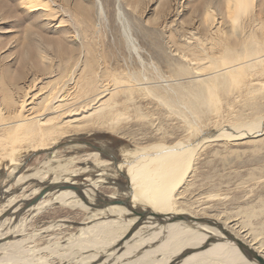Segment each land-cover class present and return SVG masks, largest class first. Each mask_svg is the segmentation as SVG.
Wrapping results in <instances>:
<instances>
[{
  "label": "rangeland",
  "instance_id": "374dc122",
  "mask_svg": "<svg viewBox=\"0 0 264 264\" xmlns=\"http://www.w3.org/2000/svg\"><path fill=\"white\" fill-rule=\"evenodd\" d=\"M229 6L228 0H0V125L5 123L0 128V194L11 185L17 188L19 175L26 177L22 185L31 183L32 188L37 184L34 176L44 174L45 170L50 175L66 170L79 173L72 178L77 187L72 186L70 190L73 189L82 201L84 196L79 195H83L80 192L82 185L86 184L91 189L92 204L83 201L88 207L84 208L56 202L28 219L15 230H19L15 240L21 242L16 249L8 251L0 246V264L28 263L33 257V260L44 258L49 263H58L67 252L73 253V257L87 255L90 252L82 249L84 244H98L100 241L109 246L112 236L123 230L122 225L126 226L128 220L137 216L155 217L157 214L145 211L140 206L142 204H134L130 196L135 185L127 160L132 157L133 150L150 151L154 144L172 146L177 142L188 143L191 148L200 135L234 124L237 120L253 122L254 125L264 122V62L249 68L248 75L233 81L229 92H221L214 105L203 106L198 113H192L181 100L170 108L149 93L145 95L137 91L132 96L120 93L111 101V108L119 115L123 113L129 117L124 118L121 114L123 120L115 129L95 124L97 113L93 115V108L96 102L90 101L97 91L83 94L75 87L78 77L90 73L87 72L90 65L95 70L93 75L97 84L113 83L114 77L127 78L135 82L131 84L135 90L147 85L145 88H159L171 95L177 93L178 84L188 86L194 81L209 79V70H203L200 78L196 77L195 67H208L214 58L219 60L221 50L213 49V42L223 45L234 35V13ZM208 8L212 10V18L206 15ZM253 13L258 22L264 23V0H255ZM243 17L247 20L249 14ZM251 29L247 27L244 35L255 34ZM180 46H184L188 58L180 55ZM182 67L190 72L180 76ZM65 81L70 86L68 92L73 99L69 105L72 107H62L64 113L60 114L47 109L46 101L41 100L56 82L61 85ZM139 83L146 84L140 86ZM109 94L106 92L105 99ZM27 97L34 105L30 103L21 114H44L42 121L53 118L54 122L48 123L54 125L73 119L69 122L72 132L58 139L59 146H41L40 150L32 151V143L15 142L9 132H5L10 130L6 124L21 118L20 107ZM68 112L71 117L67 116ZM190 123L195 124L194 129ZM240 133L243 132H230L225 134L227 137L207 138L202 144L195 143L198 152L183 181L173 191L171 211L182 213L177 216L182 219L185 216V229L195 232L202 225L216 227L222 223L229 232L264 255V130H260L259 135L257 132ZM42 140L45 144L53 142L49 138ZM13 171L15 173L11 176ZM140 185L136 186L138 190ZM17 194L24 196L25 192ZM1 197L0 202L3 201ZM110 200H122L119 206L127 210V214L122 218L110 214L107 207L111 205H105ZM93 213L101 217L97 222L101 220L107 224L95 229L98 236L95 234L91 240H85L83 227L92 226L93 221L84 223L90 222ZM7 214L0 217V221ZM188 217L193 219L187 221ZM9 221L0 226V234L7 235L0 237V244L12 238ZM217 230L221 235L208 238L206 242L229 244L230 238ZM192 237L185 236L187 239ZM198 249L202 253L204 247ZM229 249L232 250V246ZM232 252L235 257L239 255L236 250ZM17 253L20 255H15ZM136 255L124 257L119 263L140 254ZM202 258L204 256L199 259L204 262L205 258Z\"/></svg>",
  "mask_w": 264,
  "mask_h": 264
},
{
  "label": "bare ground",
  "instance_id": "6f19581e",
  "mask_svg": "<svg viewBox=\"0 0 264 264\" xmlns=\"http://www.w3.org/2000/svg\"><path fill=\"white\" fill-rule=\"evenodd\" d=\"M228 2L230 4L229 7L231 10V13L232 14L234 13V15L231 14L232 19L235 23L234 30H233L235 32V33L233 32L234 35L230 37V40L228 41V43L223 44V45L219 44L216 41L213 42L214 40L213 41L211 40L213 42L212 48L221 50L220 51L221 53H219L221 54L220 59L218 60L217 58L216 59L214 58L213 60L209 62L210 66L208 67H205L204 65L202 66L199 65V67L198 66L195 67L196 69L194 68L196 70L195 73L198 74V75H195L196 77L201 76L202 74L200 73L203 70H209V74L211 75V77L207 80H203L200 82L194 81L192 84H189L188 86L183 85V84H178L176 87L177 93L174 95H171V94L163 92L159 88H145L147 85L145 87L141 86V85H145L146 83L145 84L139 83V85L141 86L139 88H142V89L135 90L134 87L131 85L135 82L132 83L127 78L122 79L119 77L118 78L114 77L113 83L103 82V83L97 84L96 79L94 78V75H93L95 70L92 69L93 65H90L91 68L87 70V72H90V73H87V75L85 76L78 77L75 83V87H77L80 90V92L83 94H88L90 92L97 91L94 94L93 101H90L92 103L96 102L95 105L93 104L95 106L93 108L94 111L92 110L93 115L97 113L96 118H95L97 122L95 121V124L96 125L100 124V126L106 125L112 129L117 128L119 126V123H121V121L123 120V119L121 120L122 117L120 118V116L121 114L122 116L124 114L121 113L120 111H119L121 113L120 115L116 113L114 109L111 108V101H113L120 93H127L128 95L132 96V94H134V92L136 93L137 91H140L139 93L144 92L145 95L149 93L151 94V96L153 95L157 97L164 105L170 108L174 107L178 100H181L188 108H190L193 111L192 113L194 112L198 113V111L200 112L203 106L210 107L214 105L221 92L223 93L229 92L230 89L232 88L233 81L237 80L240 77H244V75L245 76L248 75L249 68L262 65L264 62V32L262 31L264 30V23L258 22V20L255 18V14L253 13V9H255V0H228ZM39 7H42V6L39 5ZM210 11L212 10L208 8L206 10V13H207L206 15L212 18V14ZM246 13L249 14V17L247 20L244 19L243 17V15H245ZM212 20H213L212 21V26H213L215 23H214V19ZM247 27H252L253 32L255 34L251 36L249 34L244 35ZM260 31H262V35L259 34ZM178 48L180 51V55H182L184 59L188 58L187 57L188 54L184 50V46H180ZM192 55L194 54L192 53ZM189 72L190 71L188 69H186L185 67H182L179 71V75L183 76L185 74H188ZM62 80H64V78ZM54 86L55 87L52 90H50L49 92L47 91L48 93L43 98L41 97L42 98L41 101L43 100L46 101L45 106H47L46 107L47 109L53 110L61 114V112L64 111L62 110V107L64 106H67L69 108L72 107V105H69V104H70V99H73V98H71V96L69 95L68 90L70 86L67 81L62 82L61 85L58 82H56ZM110 86H112V88H110ZM108 91L110 92V94L108 95L109 97L105 99L106 98L105 94ZM30 93H31V90H30ZM22 95H19V96H22ZM28 95H31V94H28ZM30 97L25 98L22 101V105L19 103L21 105L20 107L21 111L19 113V115H21L20 116L21 118L18 120H16L15 118L16 121H12L6 124L7 127L8 126L10 127V130L7 131L6 129L5 132H9L8 134H10V136L13 138L15 142L24 141V142L32 143V146H31L32 151L40 150L42 148L41 146L46 147V146L55 145L51 148H55L56 145L59 146L60 143L57 144L58 139L61 138L63 135H66L72 132L69 126H71L70 123L72 122L73 119L68 120L70 123L64 121L63 123H60L59 125L58 124L54 125V124H49L50 122H54L52 121L53 118L48 117L49 119L47 121L45 122L42 121V117L44 116V114L32 115V116L21 114L22 111L25 110V108L26 109L28 108L27 106L30 103L33 104L31 102L32 99ZM36 104H38V102ZM71 109H70V112H71ZM3 112H5V110ZM16 112H19V111H16ZM67 114H68L67 115L68 117H71V115H69V112ZM7 116L5 117L7 118ZM125 116L123 117L124 118L129 117V116L127 117ZM238 121L239 120H237V122L234 124L226 125L221 129L210 131L206 135L205 134L200 135L202 137L199 136L200 138L198 137V140L195 141V143L199 145V144L204 143L206 141L205 139L207 138H213L214 140H216V139H220L223 137H227L225 136V134H228L230 132L231 133L243 132L240 134L257 132L256 135H259L258 132L260 130H264V125H263L264 122L262 121H260L256 125H254L253 122H241V121L238 122ZM74 123L75 122H73L72 125ZM3 124L0 125V128L3 126ZM190 125L194 129L195 124L190 123ZM77 126L78 124H76V127ZM259 127H262V128H259ZM189 130H192V129L189 128ZM198 133L199 132H197V134ZM42 138L44 139L49 138L50 140H53V142L51 144H45ZM195 143L191 148L188 147V143L177 142L172 146L154 144V146L150 148L152 150L149 149L150 151L142 150L140 148L136 149L135 151L133 150L132 157L128 158L127 160V162H129V166L132 169L131 171L133 172L132 173L133 177L132 176L131 177L135 185V190L133 191L132 195H130L131 198L133 199V203L139 204V205L142 204L140 206H142L145 211L147 210L153 215L154 214H157V215L161 214V215L160 216L156 215L155 217H152V218L151 216H147V217L137 216L135 218H132L131 220H128L129 223L126 224V226L122 225V227H125L123 230H120V231L115 230L116 233L115 232L114 233L116 234V236L114 237L112 236L111 243L109 246H105L100 241L98 242V244L89 242V243L84 244L82 249H85V252H90V254L88 253L87 255L78 254V256L73 257L72 255L73 253L70 254L67 252V253H64L62 256L60 255L61 260L58 263L56 262L55 263L56 264H207L206 263L207 261L208 264H220L221 262L225 264H258L255 260L248 257L233 242H230L227 245L226 244L224 245L217 241H211L207 243L206 240L208 238H212L213 236H217L219 234L221 235V233L218 232L216 227H205L202 225L200 227V230L196 232L193 231L192 229L191 230H189L188 228L185 229L184 227L185 226V222H184L185 216L182 219L179 216H177L178 214H182V213H175L171 211L173 207L172 206V197H173L172 195L174 193L173 191L181 183V181H183L187 171L189 170L191 166V162L193 161V158L196 156L198 152V149L194 148ZM58 149L59 148H57L54 151H57ZM87 165L86 167L83 166V168L84 167L87 168ZM14 173L15 171H13V174H11V176H13ZM78 175L79 173L77 172L68 173L66 170L58 174L54 173L50 175V173H48V171L45 170L44 174H38L34 176L33 179L34 181H36L37 184L32 188H30L31 183L22 185L26 177H24L23 175H19L18 176L19 178H17L18 179L17 181H18V185L19 184L20 185L17 188L11 185L7 187L6 189H3L0 194L2 195L1 198L4 201V202L3 201L0 202L1 203L0 204V217H2L3 215H6L7 213L8 214L6 217H3L4 218L3 221L2 220L0 221V226L3 225L5 221L10 220L9 222L12 226L10 229L12 232V235L10 236L12 238L4 243H1L0 246L2 248L8 249L9 251L10 248L13 249L18 244H21L20 241L15 240V237L17 236V232L19 231L18 230L16 232L15 230L19 228L20 226H22L23 223H26L28 219L30 218L32 219L36 214H39L41 211L45 210L50 205L56 202L63 203V204H70V205H79L84 208H88L87 204H90L91 206L92 205L90 203L91 202V198H90L91 189L87 187L86 184L82 185V189H81L82 191L80 192V194L82 193L83 195H79V196H84V200L82 199V201L80 198H78L77 193H75L73 189L70 190L71 189L70 187L76 186L75 181L72 180V178L74 179L73 176L77 177ZM92 182L93 181H91L90 183ZM138 184H141L140 185L141 188L139 190L136 187ZM62 187H69V188L62 190L63 189ZM16 192L17 193L25 192V194L24 196H20ZM40 194H42V196L40 199L37 200V197ZM83 201H85L87 204ZM110 201H122V200H110ZM119 205H122V204L111 205V207L110 206L109 208L107 207V210L110 214L119 215V217L122 218L127 214V210H125L122 206H119ZM97 214L93 213L89 219L90 222L84 223L86 225V224H90L93 221L92 226L86 225L85 227H83V233H84L83 237L85 240L86 238L91 240L92 237H95L94 236L96 234L95 229L96 228L101 229L103 225L106 223L101 220L97 222L96 220L101 218L97 216ZM8 215H13V216L8 217ZM191 219L193 218L188 217L187 221ZM106 221L109 222L108 220ZM16 222L18 223L17 225H16ZM186 224L194 225L190 222H186ZM5 235L6 234H3V235L0 234V237L2 236L5 237ZM81 235L82 234H80V236ZM189 235H193V237L191 239L185 238V236H189ZM80 236H77V237H80ZM84 239L81 238L80 243L83 244ZM106 240H109V239H106ZM155 242L157 244L153 245V243ZM245 243L253 247L250 243H247V242ZM202 246L204 247L202 251L203 254L201 253V249H198ZM230 246H232L233 248L232 250H236V252L239 253L237 257H235L232 250L229 249ZM189 248L191 250L187 251ZM254 249L259 252V250H257L256 248ZM259 253L264 257V255L261 252ZM115 254H118V256L114 257ZM136 254H140V255L132 260L119 263V261L122 258L124 257L129 258V257L137 256ZM15 255L19 256L20 254L17 253ZM26 256L24 257L25 259H26ZM202 256H204L205 258V259L202 258L204 259L205 263L201 262L202 260L199 259ZM33 259L35 258L33 257ZM33 259L29 258L28 263L32 261V263H29V264H55V263L47 262L46 260H44V258H42V260H33ZM246 261L249 263H247ZM28 263H24V262L23 263H20V262L10 263L9 262L6 264H28Z\"/></svg>",
  "mask_w": 264,
  "mask_h": 264
},
{
  "label": "water",
  "instance_id": "95a60500",
  "mask_svg": "<svg viewBox=\"0 0 264 264\" xmlns=\"http://www.w3.org/2000/svg\"><path fill=\"white\" fill-rule=\"evenodd\" d=\"M41 196H42V194H40L37 197V200L40 199ZM107 204L108 205L122 204V201H106L105 205H107ZM212 223H216V222H212ZM216 227L219 230H221V232H223V234H225L227 237H229L230 238L229 241L236 244L248 257L255 260L258 264H264V257L258 251H256L253 247L246 244L241 239H239L237 236H235V234L229 232L222 223H218Z\"/></svg>",
  "mask_w": 264,
  "mask_h": 264
}]
</instances>
